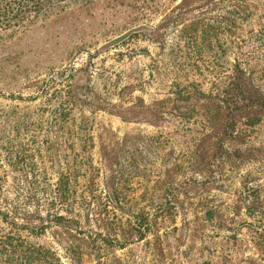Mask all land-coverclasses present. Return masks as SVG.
<instances>
[{"label":"rangeland","instance_id":"1","mask_svg":"<svg viewBox=\"0 0 264 264\" xmlns=\"http://www.w3.org/2000/svg\"><path fill=\"white\" fill-rule=\"evenodd\" d=\"M73 1L0 32V264H264V0Z\"/></svg>","mask_w":264,"mask_h":264},{"label":"trees","instance_id":"2","mask_svg":"<svg viewBox=\"0 0 264 264\" xmlns=\"http://www.w3.org/2000/svg\"><path fill=\"white\" fill-rule=\"evenodd\" d=\"M72 1L73 0H0V32L13 30L15 33H17L15 35L26 34L38 27L40 24H44L50 21L51 18L67 11V9L72 6ZM90 1L91 0H75L73 3H77L78 7H83L87 4V2ZM196 29V27L190 28L191 31H195ZM185 31H188V29L185 28L184 32ZM201 34L203 37H205L208 33L206 30H203ZM195 36L196 37L193 39L190 48L195 47L196 38L199 36V34L196 33ZM198 43H200V41ZM72 77L73 76H69L68 79H71ZM237 88H241V85L237 86ZM66 105H68L66 108L69 109V111L75 110L77 107H80L81 110H83V105L79 106L70 100L66 102ZM69 116L70 115L68 114V111L65 117L60 115V117H62L61 121L66 123L65 121L70 120ZM172 185L174 184H170L171 187H173ZM66 193L67 191L58 189L56 192V198L58 200L61 199V197L65 198ZM111 200H113V198ZM113 203L116 202L113 201ZM8 212V209H4L3 205L0 204V219L7 221L9 217ZM48 221L49 224H56L59 226L66 223V219L61 215H54L50 217ZM148 234L149 231L143 228L141 230L139 229L138 231H135L134 235H132L133 237H136L133 242H144L146 237L149 236ZM123 248L124 247L122 246L119 249L122 250ZM28 255V253H25L24 258L28 259ZM43 259L47 260L45 257Z\"/></svg>","mask_w":264,"mask_h":264}]
</instances>
